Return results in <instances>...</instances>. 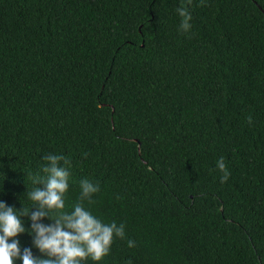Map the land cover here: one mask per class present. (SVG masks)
Instances as JSON below:
<instances>
[{
    "label": "trees",
    "instance_id": "16d2710c",
    "mask_svg": "<svg viewBox=\"0 0 264 264\" xmlns=\"http://www.w3.org/2000/svg\"><path fill=\"white\" fill-rule=\"evenodd\" d=\"M181 3L0 0V198L62 152L125 225L98 264H264V0Z\"/></svg>",
    "mask_w": 264,
    "mask_h": 264
},
{
    "label": "clouds",
    "instance_id": "9594fccd",
    "mask_svg": "<svg viewBox=\"0 0 264 264\" xmlns=\"http://www.w3.org/2000/svg\"><path fill=\"white\" fill-rule=\"evenodd\" d=\"M191 4L192 0H183L175 8L180 18L177 30L185 34L192 29ZM40 160L35 169L27 170L28 187L20 192L23 200L16 194L19 206L0 198V264H98L109 254L113 241L125 237L124 223H106L93 214L88 205L99 185L88 178L78 181L76 200L70 206L66 203L72 169L66 155L50 151ZM3 167L0 162V193L6 176ZM215 167L222 173L220 182H226L229 171L224 157L215 161ZM45 217L48 222L43 221ZM21 236H27L28 242H22ZM126 243L131 248L135 242L128 239Z\"/></svg>",
    "mask_w": 264,
    "mask_h": 264
}]
</instances>
